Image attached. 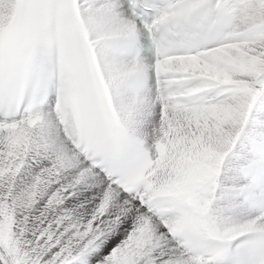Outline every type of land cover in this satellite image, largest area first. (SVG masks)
<instances>
[{
  "label": "snow or ice",
  "instance_id": "obj_1",
  "mask_svg": "<svg viewBox=\"0 0 264 264\" xmlns=\"http://www.w3.org/2000/svg\"><path fill=\"white\" fill-rule=\"evenodd\" d=\"M0 264H264V0H0Z\"/></svg>",
  "mask_w": 264,
  "mask_h": 264
}]
</instances>
